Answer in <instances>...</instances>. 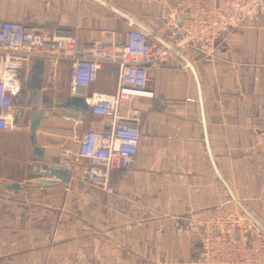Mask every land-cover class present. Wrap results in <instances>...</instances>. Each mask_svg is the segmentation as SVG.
<instances>
[{
  "label": "crops",
  "instance_id": "1",
  "mask_svg": "<svg viewBox=\"0 0 264 264\" xmlns=\"http://www.w3.org/2000/svg\"><path fill=\"white\" fill-rule=\"evenodd\" d=\"M179 1L0 0V21L71 35L78 57L97 40L124 43L138 29L130 20L170 44ZM213 56L188 52L151 68L154 99L133 102L140 142L112 173L115 195L90 185L84 164L69 167L59 150L77 151L86 130H107L86 99L116 91L117 67L103 66L77 94L70 60H42L41 106L55 114L36 131L43 158L31 154L30 108L21 125L0 130V202L10 211L0 208V264H199L205 220L239 213L264 231V11L226 29ZM39 60L23 68L21 94ZM13 183L17 193L2 188Z\"/></svg>",
  "mask_w": 264,
  "mask_h": 264
},
{
  "label": "built area",
  "instance_id": "2",
  "mask_svg": "<svg viewBox=\"0 0 264 264\" xmlns=\"http://www.w3.org/2000/svg\"><path fill=\"white\" fill-rule=\"evenodd\" d=\"M262 11L264 0H180L179 30L170 44L154 39L147 44L145 35L134 29L124 43L97 40L78 57L77 40L71 35L62 31L46 35L18 22L0 21V108L9 111L0 116V130L13 126L11 112L22 91L23 68L29 62L70 60L68 78L73 89L94 84L103 66H116V91L94 93L86 99L93 116L108 120L107 130H86L77 151L67 146L59 150V158L69 167L84 164L82 172L90 185L115 195L112 173L126 167L140 142L139 111L133 102L154 99L148 88L151 68L188 52L212 60L221 32L254 20ZM200 225L199 264H264V231L242 214L205 220Z\"/></svg>",
  "mask_w": 264,
  "mask_h": 264
},
{
  "label": "water",
  "instance_id": "3",
  "mask_svg": "<svg viewBox=\"0 0 264 264\" xmlns=\"http://www.w3.org/2000/svg\"><path fill=\"white\" fill-rule=\"evenodd\" d=\"M130 20V19H128ZM132 25H136L137 28L143 33L146 37L145 43H150V38L161 42L158 38L153 37L147 28L137 24L136 22L130 20ZM162 43V42H161ZM42 75H43V61L39 60L35 63L33 70L27 75L26 78V90L14 100V112L12 116L13 125H21L23 118L26 114V109L30 108L29 114V133L28 141L31 146V154L35 155L37 158H43V150L36 147V131L39 127L40 121L47 119L50 116L55 114L52 112L51 107L41 106L42 94L40 93L42 89ZM75 91L77 94H81L83 91L82 87H76ZM25 94V96H24ZM46 100H43V104L46 103ZM156 103H154L155 105ZM57 117L60 119H66L75 121L77 116L68 112H59ZM3 189L17 191L20 189L19 183H13L12 185H3Z\"/></svg>",
  "mask_w": 264,
  "mask_h": 264
},
{
  "label": "rangeland",
  "instance_id": "4",
  "mask_svg": "<svg viewBox=\"0 0 264 264\" xmlns=\"http://www.w3.org/2000/svg\"><path fill=\"white\" fill-rule=\"evenodd\" d=\"M27 185H29L28 183H26ZM34 184H38V185H40V184H42V183H37V182H35ZM6 203H9V202H0V208L3 210V212H6V213H9L10 211H7L6 209H5V207L3 206V205H1V204H6ZM1 241V240H0ZM3 257L0 255V262L1 261H3Z\"/></svg>",
  "mask_w": 264,
  "mask_h": 264
},
{
  "label": "bare ground",
  "instance_id": "5",
  "mask_svg": "<svg viewBox=\"0 0 264 264\" xmlns=\"http://www.w3.org/2000/svg\"><path fill=\"white\" fill-rule=\"evenodd\" d=\"M228 29V28H227ZM225 31V30H224ZM223 31V32H224ZM223 32H221L220 34H219V36H218V38L220 37V35L223 33ZM218 40V39H217ZM202 58H203V55L202 54H199Z\"/></svg>",
  "mask_w": 264,
  "mask_h": 264
}]
</instances>
